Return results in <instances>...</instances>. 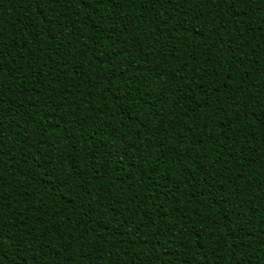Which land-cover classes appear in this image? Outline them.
Here are the masks:
<instances>
[{"label":"trees","instance_id":"16d2710c","mask_svg":"<svg viewBox=\"0 0 264 264\" xmlns=\"http://www.w3.org/2000/svg\"><path fill=\"white\" fill-rule=\"evenodd\" d=\"M0 264H264V0H0Z\"/></svg>","mask_w":264,"mask_h":264}]
</instances>
